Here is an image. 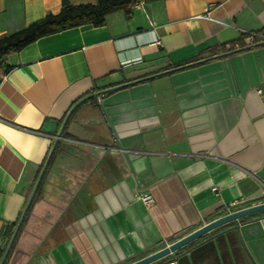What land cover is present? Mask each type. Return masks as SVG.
<instances>
[{"label": "crops", "instance_id": "1", "mask_svg": "<svg viewBox=\"0 0 264 264\" xmlns=\"http://www.w3.org/2000/svg\"><path fill=\"white\" fill-rule=\"evenodd\" d=\"M63 1L97 0H0V37ZM262 29L264 0H142L1 57L3 251L66 113L97 93L69 115L6 264H126L264 201V44L207 51ZM237 230L264 264V210L164 264H252Z\"/></svg>", "mask_w": 264, "mask_h": 264}, {"label": "trees", "instance_id": "2", "mask_svg": "<svg viewBox=\"0 0 264 264\" xmlns=\"http://www.w3.org/2000/svg\"><path fill=\"white\" fill-rule=\"evenodd\" d=\"M135 1L136 0H97L95 3H83V4H77V5H72L68 3L67 1H63L58 12L46 13L42 18L32 21L27 26L0 37V59L4 55L8 54L9 52L20 49L21 47H23L24 45L33 41L34 39H36L37 37L41 35L52 33V32L67 28V27L76 26V25H80L84 23H91L93 25L103 24L105 21V15L108 12L117 10V9H124L126 13L129 14ZM262 31H264V29H262ZM243 38H245V36L240 37L236 40L230 41L229 46H226L225 44H221L219 46L209 47L207 51L210 54H216V53L223 52L229 49H233L236 47V45L239 47H243L246 44H248L246 42L244 43ZM262 38L264 37H257L255 41L262 39ZM199 57L200 56L198 55L188 60L187 62L197 60ZM64 130H65V126L63 128V132ZM52 155L50 157V160L52 158ZM50 160L48 164L50 163ZM41 167H42V164L37 172L36 178L38 176V173ZM42 177L36 188V191L33 195L30 205L28 206L25 212L23 220L17 230V233L14 237V240L10 246L9 252L3 264H6L9 255L12 253L16 245L17 238L27 219L31 206L38 195L39 186L42 181ZM15 225L16 224H12L10 226V230H9L10 234H12ZM235 239L238 241V238L236 235H235ZM2 252H3V249H0V256ZM168 261H169V256L167 255L150 264H164V263H168Z\"/></svg>", "mask_w": 264, "mask_h": 264}, {"label": "water", "instance_id": "3", "mask_svg": "<svg viewBox=\"0 0 264 264\" xmlns=\"http://www.w3.org/2000/svg\"><path fill=\"white\" fill-rule=\"evenodd\" d=\"M259 44H264V39L256 41V42H254L252 44H249V45H246V46H243V47H238V48H235V49L228 50L226 52L217 54L216 56H220V55H223V54H228V53H231V52H234V51L246 48V47H250V46H253V45H259ZM147 77H149V76L142 77V78H139V79H133V80L127 81V82H125L123 84H128V83H131V82L143 79V78H147ZM120 85H122V84H120ZM120 85H116V86H114L112 88H115V87L120 86ZM96 94H97L96 92H92L90 94H87V95L83 96L82 98L77 100L69 108L68 112L66 113V115H65V117H64V119L62 121V124L60 126V129L58 131V135H57L56 139L54 140V142H53V144H52V146H51V148L49 150V153H48V155H47V157H46V159H45V161H44V163H43V165H42V167H41V169H40V171L38 173V176H37V178L35 180V183H34L32 189L30 191V194H29V196H28V198H27V200L25 202V205H24L23 210H22V212L20 214V217H19V219H18V221L16 223V226H15L13 232H12V235H11V237L9 239V242H8L7 246L5 247V249H4V251H3L2 255H1L0 264H3L7 254L9 252L10 246H11L13 240H14V237H15V235L17 233V230H18V228H19V226H20V224H21V222L23 220V217L25 215V212H26L28 206L30 205V202H31V200L33 198V195H34L35 191H36V188H37V186H38V184L40 182V179H41V177L43 175V172H44V170H45V168L47 166V163H48V161L50 159V156H51V154L53 152L55 144H56L58 138L61 135L62 129H63V127H64L69 115L71 114L73 109L81 101H83V100H85V99H87V98H89L91 96H96ZM261 210H264V201H261L259 203L251 204V205H248V206H244V207L232 210L230 212H227V213H225L223 215H220V216H218V217H216V218H214V219L202 224L201 226H199L198 228L194 229L193 231H191V232L187 233L186 235H184V236H182V237L170 242L169 244L161 247L160 249H157L156 251H154L152 253L146 254V255H144V256H142V257H140L138 259H135V260H133L131 262H128L126 264H150V263H152V262H154V261H156V260H158V259L170 254L171 252H174L175 250H177L180 247L186 245L187 243L191 242L192 240L200 237L201 235H203L205 233L210 232L211 230H213V229H215V228H217V227H219V226H221L223 224H226V223H228L230 221H233V220L238 219L240 217H243V216H246V215L261 211ZM237 232H238V236L240 238L242 247H243L244 251L246 252L247 256L249 257L250 261L252 262V264H257L255 262L253 256H252V254L250 253L248 247L246 246L244 240L242 239L241 234L239 233L238 230H237Z\"/></svg>", "mask_w": 264, "mask_h": 264}, {"label": "built area", "instance_id": "4", "mask_svg": "<svg viewBox=\"0 0 264 264\" xmlns=\"http://www.w3.org/2000/svg\"><path fill=\"white\" fill-rule=\"evenodd\" d=\"M134 4L136 7L142 8V0H136ZM257 37H264V33L255 32V31H248L246 33V41L248 44H252V43L256 42L255 40ZM257 93L264 94V92H262L260 89L257 90ZM116 139H118L117 136L114 137V140H116ZM135 197L137 199L142 200L146 204H151L153 202V197L148 192L139 193Z\"/></svg>", "mask_w": 264, "mask_h": 264}]
</instances>
